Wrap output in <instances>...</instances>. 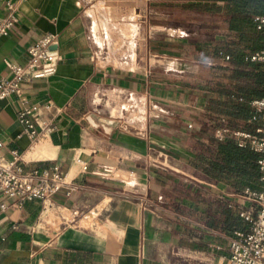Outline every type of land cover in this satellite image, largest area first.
<instances>
[{"label": "crops", "instance_id": "obj_1", "mask_svg": "<svg viewBox=\"0 0 264 264\" xmlns=\"http://www.w3.org/2000/svg\"><path fill=\"white\" fill-rule=\"evenodd\" d=\"M144 1L0 0V23L5 2L14 3L17 20L0 38V79L11 77L6 63L24 66L26 47L42 35H54L56 46L52 74L21 84L29 103L51 102L33 119L52 129L36 125L29 140L15 120L16 98L0 99V158L9 161L14 152L23 173L58 171L72 188L68 196L66 187L56 192L46 214L39 201L17 210L0 195V264H218L223 252L213 247L224 250L231 232L203 225V205L188 216L165 209L161 176L226 206L237 194L187 166L191 118L177 115L185 111L197 125L202 102L196 85L204 82L195 78L193 54L185 51L181 60L156 46L203 44L218 29L201 24L203 15L179 12L189 30L206 35L203 42L190 33L174 41L151 36L149 23L141 21ZM90 115L114 123L104 138L88 130Z\"/></svg>", "mask_w": 264, "mask_h": 264}, {"label": "trees", "instance_id": "obj_2", "mask_svg": "<svg viewBox=\"0 0 264 264\" xmlns=\"http://www.w3.org/2000/svg\"><path fill=\"white\" fill-rule=\"evenodd\" d=\"M150 7L169 12L203 15L201 24L215 26L203 44L181 41L157 42L159 50L178 58L189 51L209 78L196 90L202 102L201 112L195 119L197 129L191 138L192 157L186 161L193 173L233 193L242 188L258 190L259 174L256 154L247 148H238L232 136L214 141L216 128L230 132H251L259 125L250 102L264 99V64L244 60L259 50L262 34L255 30L254 19L264 14V0H152ZM227 57V60L224 59ZM161 183L168 200L163 205L179 215H197L203 205L199 221L208 228L229 234L242 229V222L233 209L212 198H203L197 190L178 185L169 176L162 175ZM172 198V199H171Z\"/></svg>", "mask_w": 264, "mask_h": 264}, {"label": "built area", "instance_id": "obj_3", "mask_svg": "<svg viewBox=\"0 0 264 264\" xmlns=\"http://www.w3.org/2000/svg\"><path fill=\"white\" fill-rule=\"evenodd\" d=\"M4 12V18L0 23V38L7 37L17 23L13 2L4 3ZM254 25L255 30L262 34L261 45L258 51L246 55L244 60L264 64V15L256 17ZM53 44H55L54 35H42L26 47L24 66L6 63L11 77L0 79V99L10 96L16 98L19 108L15 120L21 128V133L29 140H33L37 135L36 125L41 131L50 132L52 129L47 123L37 124L33 119L38 107L47 111L51 102L46 101L41 105L29 103L22 94L21 84L31 83L35 79L46 78L52 74L54 65L52 61L54 58L56 61V55H50L49 48ZM224 59L227 60V57ZM250 106L255 112L251 120L259 119V125L253 131L230 132L220 127L212 133L214 141L220 142L229 135L234 138L238 148H247L256 154V168L260 184L258 190L242 188L236 195L241 202L234 209L244 227L231 232L224 250L219 246L213 247L216 252H223L217 257L218 264H263L264 262V99L252 100ZM187 129H191L190 124L187 125ZM18 160L19 156L14 152L9 161L0 158V195L10 200L14 209H21L27 202L39 201L42 205V213L46 214L51 208V197L56 192L66 187L65 195H69L72 188L66 185L63 174L47 170L23 173L17 166ZM77 163L81 165V171L84 172L85 165L79 161ZM101 173L108 174V168L102 167ZM228 207L232 206L228 205ZM3 209L5 206L0 204V210Z\"/></svg>", "mask_w": 264, "mask_h": 264}, {"label": "rangeland", "instance_id": "obj_4", "mask_svg": "<svg viewBox=\"0 0 264 264\" xmlns=\"http://www.w3.org/2000/svg\"><path fill=\"white\" fill-rule=\"evenodd\" d=\"M139 0H135V2H130V3H126L130 6H135V5H139L140 3L138 2ZM152 2V0H145L142 3V7H141V21L146 25L149 23L150 29L151 31L149 32V34L151 36H159L160 38L163 39H168L170 41H174V40H181L184 37L188 36V33L191 34V39H193L194 42H203L204 38H205V34L201 33L200 31H198L196 28H192L191 30H189V27L185 26L184 20L185 18L182 17L181 13L177 12H169V11H164V10H157L154 8H149L148 6H150V3ZM143 27V24H142ZM130 28H132V26H127L125 27L126 31H129ZM145 27H143L144 29ZM184 53H182L183 55ZM182 60V58H181ZM191 67L194 69V72L196 73V79L197 81L201 82L205 80V78L207 79V77L204 74L203 69H201V65L198 64L197 62L193 63L191 65ZM176 71H180L181 68L179 69H175ZM168 77L169 78H175V79H179V77H181V73H177L175 72L172 76V72H169ZM179 76V77H178ZM182 114H178L177 117H187L189 116L190 119V123L192 124V128L186 131V134L191 135L192 132L197 129V125L194 127L195 123L192 120L191 115H189L187 112L183 111L180 112ZM176 117V116H175ZM157 128H161V126L158 125ZM193 156V155H192ZM191 156V157H192ZM181 160H186L185 157H181ZM193 177L198 179V175H192ZM189 181V180H187ZM191 183L195 184V185H199L196 182L191 181ZM236 194H238V192H236ZM241 200L238 198H233V202H232V208H235L236 206H238L240 204ZM244 227V224L242 223V228Z\"/></svg>", "mask_w": 264, "mask_h": 264}, {"label": "water", "instance_id": "obj_5", "mask_svg": "<svg viewBox=\"0 0 264 264\" xmlns=\"http://www.w3.org/2000/svg\"><path fill=\"white\" fill-rule=\"evenodd\" d=\"M55 44H53L49 50L51 51L50 52V55H53L55 56L56 55V51H55ZM55 63V58L53 59L52 61V65ZM87 121L89 123V128L88 130L93 133L94 135L100 137V138H104V135L108 133V130L107 128H111L114 123L111 122V121H107V120H103V119H99V118H95L93 115H90L88 118H87ZM107 127V128H105ZM264 264V262H263Z\"/></svg>", "mask_w": 264, "mask_h": 264}]
</instances>
